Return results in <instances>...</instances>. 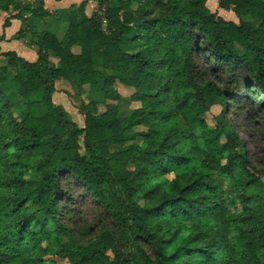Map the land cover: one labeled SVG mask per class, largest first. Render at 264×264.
Returning a JSON list of instances; mask_svg holds the SVG:
<instances>
[{"label":"trees","instance_id":"1","mask_svg":"<svg viewBox=\"0 0 264 264\" xmlns=\"http://www.w3.org/2000/svg\"><path fill=\"white\" fill-rule=\"evenodd\" d=\"M93 1L68 9L61 39L35 35V61L0 53V264H264V0H218L238 23L205 0ZM0 10L4 27L47 14ZM57 80L101 94L83 127ZM116 82L140 103L126 125L105 104ZM235 118L259 130L255 160Z\"/></svg>","mask_w":264,"mask_h":264},{"label":"rangeland","instance_id":"2","mask_svg":"<svg viewBox=\"0 0 264 264\" xmlns=\"http://www.w3.org/2000/svg\"><path fill=\"white\" fill-rule=\"evenodd\" d=\"M218 1V0H217ZM207 2V3H206ZM205 5L209 9L210 12L215 13L216 15L220 16L221 7H219L218 3L214 4V2H210L205 0ZM211 9V10H210ZM96 10V5L93 4L92 11ZM229 10V9H224ZM91 11V12H92ZM232 11V10H230ZM85 12L87 15H90L91 12L89 10ZM233 12V11H232ZM224 20L227 19L225 16H220ZM235 22H239V17L236 16L234 18ZM245 20H248L253 23V25H257L259 23V20L252 17H244ZM229 21V20H226ZM102 29L106 31V20L102 19ZM68 27V21H67V11L63 16L62 20H52L48 21L47 24L44 26L45 29L54 32L58 36H62L65 32V30ZM237 51L241 52L242 49L240 47H236ZM75 52H78V49H74ZM4 63V62H2ZM106 75L110 74V71L105 72ZM61 81L57 83V89L53 94V100L57 104H61L65 110L70 114L71 119L77 123L80 127L84 126L85 122V113H86V106L91 100L100 101L97 100L101 97V94L97 91H93L88 85L82 86V90L78 91L76 88H74L73 84L71 82H68L66 80H58ZM102 82L99 83L101 85ZM116 93L118 94V98L116 100H109L106 101L105 104H117L118 105V117L122 124L126 125V119L128 113L135 108L140 107V103L136 101H132L131 95L133 92V89L125 86L121 83H117L114 85ZM104 103L97 104V111L99 113L103 112L106 109ZM44 111V109H38L33 111L35 114L39 115ZM221 111L220 106H213L209 112H207L204 116L205 122L208 126L214 127L218 122L219 118L218 115ZM234 125L236 128V131L238 135L245 141L246 148L250 151V154L252 156V159L255 160V158H258L260 156L259 152V146H260V134L259 130L255 127H252L248 122L242 120L241 118H235ZM145 127L142 125H137L133 127V131H144ZM202 154V153H201ZM199 152H195L193 158L198 159L199 158ZM203 155V154H202ZM170 178L173 177L172 174H169ZM261 179L264 181V173L261 176ZM261 256L264 258V250L261 251ZM57 264H65L64 261H59Z\"/></svg>","mask_w":264,"mask_h":264},{"label":"crops","instance_id":"3","mask_svg":"<svg viewBox=\"0 0 264 264\" xmlns=\"http://www.w3.org/2000/svg\"><path fill=\"white\" fill-rule=\"evenodd\" d=\"M38 0H21L23 4L34 5ZM218 3L217 0H207ZM44 9L47 14L40 18L32 16L30 13L24 15V19L12 18L8 26L4 27V21L9 17V13L0 10V53L13 51L18 56L24 58L28 61H35L37 59V46L35 44V35L41 31H47L55 35L57 38L61 39L54 32H51L44 28L48 21L52 20H62L63 16L68 11V9L76 8L80 4H86V11H92L93 0H43ZM207 3V2H206ZM208 6V5H207ZM209 8V6H208ZM211 10V9H210ZM220 16H226L229 21L235 22L234 18L236 15L230 10L221 9ZM66 31V30H65ZM65 33V32H64ZM54 61L56 59L53 58ZM6 62L4 57L0 55V64ZM61 81H55L56 91L57 83Z\"/></svg>","mask_w":264,"mask_h":264}]
</instances>
